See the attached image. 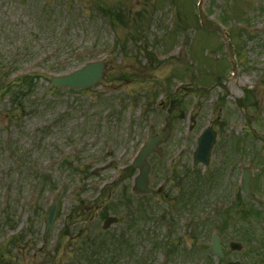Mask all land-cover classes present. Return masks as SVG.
I'll list each match as a JSON object with an SVG mask.
<instances>
[{"label":"rangeland","instance_id":"obj_1","mask_svg":"<svg viewBox=\"0 0 264 264\" xmlns=\"http://www.w3.org/2000/svg\"><path fill=\"white\" fill-rule=\"evenodd\" d=\"M198 3L0 0V264H77L91 252L88 264L103 253L106 264H193L210 246L221 218L186 227L189 216L177 215L186 207L171 202H186L188 173L202 176L191 158L213 120L217 146L254 143L264 159V0H203V22ZM92 60L105 62L95 87H52L54 75ZM166 121L164 155L148 158L152 192L133 195L132 161ZM200 193L195 204L208 201ZM53 200L58 213L44 238ZM158 215L175 220L180 239L166 260ZM257 223L243 222L242 249L228 261L248 264L252 254L258 264L264 217Z\"/></svg>","mask_w":264,"mask_h":264},{"label":"flooded vegetation","instance_id":"obj_2","mask_svg":"<svg viewBox=\"0 0 264 264\" xmlns=\"http://www.w3.org/2000/svg\"><path fill=\"white\" fill-rule=\"evenodd\" d=\"M190 115L192 116V113L188 114V116ZM213 122H216V120H213L211 124ZM222 142L221 140H216L212 149L210 162L206 167L201 163H195V151H193L191 168L194 170L195 168L203 166L202 176L199 171H191L188 173V182H186L188 194H186L185 197L186 202L182 200L181 204H171L172 207H186L183 208V210L187 209L186 212L179 211L177 213L178 216H189L186 227L193 224L195 221H197V225H199V223H209L211 219L221 218L220 238L224 246V258L221 261H217V263L227 262L229 255L233 254V252H237L231 250V243L238 242L236 237L240 235L238 231L241 230V226L243 227V222L246 226H253L257 222L260 223V220L264 217V159L259 157L258 149L254 143H246V145L240 143L234 146L230 144H221L217 146ZM243 147H247L246 151H244ZM244 154L247 155V158L243 157ZM216 155L219 156L218 168L208 172L207 169L215 164L214 157ZM245 178L247 179V185L249 184L246 190L243 187ZM222 180L225 181L224 188L217 193L216 188L220 185ZM163 189L164 188L158 189V195H163ZM194 192H201L199 196L204 195L205 198H208V201L201 205L195 204L193 196H191ZM182 195H184V193H182ZM166 197L167 195L164 196V198ZM162 218L167 220L165 215H162ZM167 218L169 221L175 222L170 216ZM189 232L192 233V231ZM230 232H233L234 235L232 239L227 242V235ZM201 234L200 231V234L191 236L198 240ZM165 239L174 242L180 241V239L176 238L175 234L166 235ZM227 244L228 246H226ZM210 253V250L205 249L195 255V259L199 261V264H210ZM260 253L262 261L258 264H264V249L260 251ZM171 254H174V252H171ZM255 255L256 253L254 252V256ZM246 259L248 264L254 263L252 254H249ZM240 264H246L245 259L243 261L240 260Z\"/></svg>","mask_w":264,"mask_h":264},{"label":"water","instance_id":"obj_3","mask_svg":"<svg viewBox=\"0 0 264 264\" xmlns=\"http://www.w3.org/2000/svg\"><path fill=\"white\" fill-rule=\"evenodd\" d=\"M201 13V6L199 7ZM103 61L92 62L86 64L85 66L77 69L71 73L65 75H58L53 77L51 83L55 87L73 88V89H85L93 87L98 83L103 77ZM168 132L161 134L159 136L153 137L140 149L137 157L134 159L133 167L139 169V174L135 180V190L137 193H149L148 188V178L150 172V165L147 162V158L150 154L158 152L159 143L163 142L167 136ZM215 135L207 130L203 133L202 138L199 140V148L196 153V161H201L204 163L208 162L211 148L213 146ZM57 213V202L55 201L50 208L49 212L45 216L46 218V235H48L52 229L54 219ZM112 221V220H109ZM214 253H221V247L219 238L215 236L213 248Z\"/></svg>","mask_w":264,"mask_h":264},{"label":"trees","instance_id":"obj_4","mask_svg":"<svg viewBox=\"0 0 264 264\" xmlns=\"http://www.w3.org/2000/svg\"><path fill=\"white\" fill-rule=\"evenodd\" d=\"M28 77L27 75L24 76V78ZM99 239V236L97 237ZM92 255H93V252H91V254H88L87 256L79 259V261L77 262V264H88L91 262V258H92ZM109 258L103 253L101 255H98L97 257V261L95 264H106L107 263V260Z\"/></svg>","mask_w":264,"mask_h":264}]
</instances>
